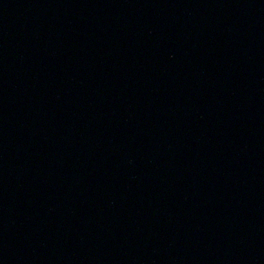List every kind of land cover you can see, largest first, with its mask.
Instances as JSON below:
<instances>
[{
  "label": "water",
  "instance_id": "95a60500",
  "mask_svg": "<svg viewBox=\"0 0 264 264\" xmlns=\"http://www.w3.org/2000/svg\"><path fill=\"white\" fill-rule=\"evenodd\" d=\"M0 264H264V0H0Z\"/></svg>",
  "mask_w": 264,
  "mask_h": 264
}]
</instances>
